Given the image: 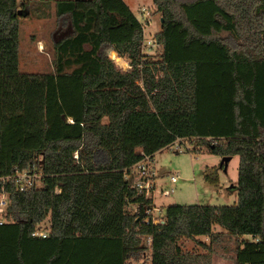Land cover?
<instances>
[{
    "label": "trees",
    "instance_id": "16d2710c",
    "mask_svg": "<svg viewBox=\"0 0 264 264\" xmlns=\"http://www.w3.org/2000/svg\"><path fill=\"white\" fill-rule=\"evenodd\" d=\"M38 2L0 0V178L44 177L24 192L0 181V264H131L147 249L149 264H192L179 241L212 242L214 225L251 238L234 264H264V0H153L154 53L123 0ZM53 16L72 29L53 70L20 72V18ZM179 139L238 157L237 202L170 205L153 224L126 176Z\"/></svg>",
    "mask_w": 264,
    "mask_h": 264
},
{
    "label": "rangeland",
    "instance_id": "374dc122",
    "mask_svg": "<svg viewBox=\"0 0 264 264\" xmlns=\"http://www.w3.org/2000/svg\"><path fill=\"white\" fill-rule=\"evenodd\" d=\"M16 1L18 6L22 2V0ZM125 1L144 27L145 43L151 41L153 35L160 29L159 16L149 15L152 12L153 0ZM71 34L72 29L67 17L61 19L55 16L45 19L20 18L19 71L28 74L52 71L53 44ZM108 58L111 60V52ZM113 63L116 69L122 72L129 70L127 68L129 62L125 58L119 57L117 63ZM181 146L182 152L175 151L172 145L154 154L151 161L155 184L153 203L155 209L158 210L154 212L153 217L161 220L165 214V208L170 205L231 206L235 204L237 202L238 157H231L224 168L220 166L222 158L212 154L203 142L192 140L189 143L183 142ZM136 151L139 152L140 149ZM171 176L176 177L175 184L170 182ZM172 189L173 192L169 196L162 195V191ZM135 210L136 208H133L132 212ZM48 223V220L41 223L40 229H46ZM213 231L219 236L212 242L205 237L179 241L182 253L192 257V264H234L233 259L237 246H240L242 240H251L249 236L243 238L229 236L218 225L213 226ZM143 243L145 244L142 242V245ZM141 254L140 258L131 260L130 263L146 264L150 250L147 249Z\"/></svg>",
    "mask_w": 264,
    "mask_h": 264
},
{
    "label": "built area",
    "instance_id": "2783aa9c",
    "mask_svg": "<svg viewBox=\"0 0 264 264\" xmlns=\"http://www.w3.org/2000/svg\"><path fill=\"white\" fill-rule=\"evenodd\" d=\"M143 12V11H142ZM142 17V14H141ZM156 48V45L151 41H148L144 45V52L153 53ZM112 62V61H111ZM113 63V62H112ZM127 68L130 69L129 64ZM182 140H176L174 144V150L177 152H182ZM126 179L130 182L131 186L136 189L141 195H143L146 199L151 200L152 204L150 208H146L143 211L145 216H150V221L153 224L160 223L161 220L155 219L153 217L154 212L158 210L155 209L153 203V194L155 190L154 185V171L151 166V160L149 157H144L140 162L135 164L129 171L126 176ZM11 180L18 187L20 192H24L26 190H37L44 188V177L42 173H38L36 171H23L18 172L14 171V173L8 177L0 178L1 182H5ZM170 182L175 184L177 182L175 176L170 177ZM58 192V191H57ZM173 192V189L170 191L164 190L162 191V195L169 196ZM8 206V194L5 191L3 185L0 186V218L6 212ZM138 211V208L135 210ZM149 221V219H147ZM0 225H2V220L0 219ZM47 235L46 229H38L36 232L32 234L35 237L45 238ZM150 241V239H149ZM149 264V263H147Z\"/></svg>",
    "mask_w": 264,
    "mask_h": 264
},
{
    "label": "water",
    "instance_id": "95a60500",
    "mask_svg": "<svg viewBox=\"0 0 264 264\" xmlns=\"http://www.w3.org/2000/svg\"><path fill=\"white\" fill-rule=\"evenodd\" d=\"M117 55L115 52H111V60H112V56ZM231 157H222V161H221V167H226L228 161H230Z\"/></svg>",
    "mask_w": 264,
    "mask_h": 264
},
{
    "label": "crops",
    "instance_id": "0c3cea01",
    "mask_svg": "<svg viewBox=\"0 0 264 264\" xmlns=\"http://www.w3.org/2000/svg\"><path fill=\"white\" fill-rule=\"evenodd\" d=\"M24 1H26V0H22V2H24ZM29 1H30V0H29ZM34 1L36 2L37 0H34ZM38 1H39V2H38L39 4H43L45 1H52V2H53L54 0H38ZM123 1H124V3L129 7V5L126 3V1H125V0H123ZM22 2H21V3H22ZM51 6H52V8H53V6H54L53 3H52ZM129 9L131 10L130 7H129ZM139 153H140V151H139ZM153 157H154V156H153ZM152 159H153V158H152ZM152 159H151V161H152ZM154 185H155V184H154Z\"/></svg>",
    "mask_w": 264,
    "mask_h": 264
}]
</instances>
